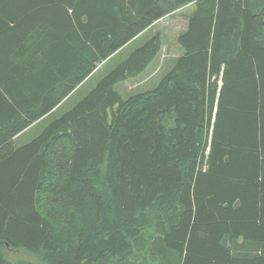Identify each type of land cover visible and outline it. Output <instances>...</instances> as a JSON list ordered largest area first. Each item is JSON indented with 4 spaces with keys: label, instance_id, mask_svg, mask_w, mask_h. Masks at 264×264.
I'll return each mask as SVG.
<instances>
[{
    "label": "trees",
    "instance_id": "16d2710c",
    "mask_svg": "<svg viewBox=\"0 0 264 264\" xmlns=\"http://www.w3.org/2000/svg\"><path fill=\"white\" fill-rule=\"evenodd\" d=\"M188 6L157 88L161 32L16 145ZM0 264H264V0H0Z\"/></svg>",
    "mask_w": 264,
    "mask_h": 264
},
{
    "label": "rangeland",
    "instance_id": "374dc122",
    "mask_svg": "<svg viewBox=\"0 0 264 264\" xmlns=\"http://www.w3.org/2000/svg\"><path fill=\"white\" fill-rule=\"evenodd\" d=\"M194 6H188L173 16L164 18L157 23L156 28L150 29L140 35L134 42L127 45L122 51L116 54L104 67L96 72L86 83L68 98L61 106L41 122L34 124L23 132L16 140L17 146H22L41 134V132L54 120L61 117L66 112L73 109L97 83L104 78L111 70L117 67L121 62L126 60L132 52L142 47L157 32L162 33L163 47L160 54L149 65L146 71L138 78H132L126 82L119 83L115 86V90L121 94L124 100L131 96L153 90L158 87L161 80L175 67L178 59L184 55V50L178 41L179 35L187 30L188 19L194 12ZM24 254V253H23ZM22 253L10 252L8 258L14 262L18 258L26 261L29 259L20 257ZM30 256V255H29ZM32 262V261H31Z\"/></svg>",
    "mask_w": 264,
    "mask_h": 264
}]
</instances>
